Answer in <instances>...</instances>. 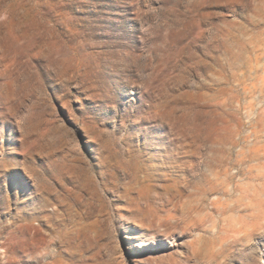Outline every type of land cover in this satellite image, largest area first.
<instances>
[{
	"label": "rangeland",
	"instance_id": "1",
	"mask_svg": "<svg viewBox=\"0 0 264 264\" xmlns=\"http://www.w3.org/2000/svg\"><path fill=\"white\" fill-rule=\"evenodd\" d=\"M0 264H264V0H0Z\"/></svg>",
	"mask_w": 264,
	"mask_h": 264
},
{
	"label": "bare ground",
	"instance_id": "2",
	"mask_svg": "<svg viewBox=\"0 0 264 264\" xmlns=\"http://www.w3.org/2000/svg\"><path fill=\"white\" fill-rule=\"evenodd\" d=\"M127 244H128V246H130V248L132 249V247H133V244H132V241H131V237L130 236H127ZM156 238H152V240H150V242L153 244V243H156V240H155Z\"/></svg>",
	"mask_w": 264,
	"mask_h": 264
}]
</instances>
